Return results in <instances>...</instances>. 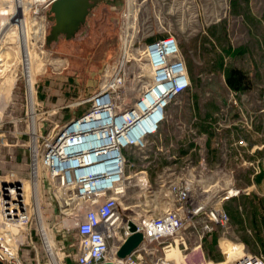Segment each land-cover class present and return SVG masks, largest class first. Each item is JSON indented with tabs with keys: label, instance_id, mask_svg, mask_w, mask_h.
Masks as SVG:
<instances>
[{
	"label": "built area",
	"instance_id": "obj_1",
	"mask_svg": "<svg viewBox=\"0 0 264 264\" xmlns=\"http://www.w3.org/2000/svg\"><path fill=\"white\" fill-rule=\"evenodd\" d=\"M53 1L0 0V90L5 77L11 76L14 81L9 96L19 93L26 99L25 118L12 122L9 132L14 138L12 143H8L3 130L6 122L0 116V161L7 158L2 154L3 143L9 150L10 147L21 149L22 156L25 150L28 154L25 177H18V170L0 173V263L210 264L204 257L203 236L214 225L226 227L229 216L222 206L239 193L223 179L232 173L228 163L234 158L241 165H252L253 174L261 171L259 158L248 162L244 155L247 135L251 134L257 115L264 112V65H257L253 71L247 68L251 87L232 89L224 77V67L230 61L224 58L221 76L226 88L225 100L205 120L207 129L202 131L194 102L180 99L193 92V78L178 40L171 34L161 36L157 22L154 27L143 18L149 16L147 3L156 15L155 7L160 0H123L120 51L111 64L103 67L101 83L90 96V107L62 125L52 121L43 128L40 123L35 135L28 127V97H34L36 90L34 76L29 88L27 66L34 65L31 54L34 56L37 6L42 2L44 7H50ZM215 1L218 8L215 10H219L215 14L223 11L225 15L229 11L228 0ZM141 30H146L145 34H140ZM130 76L131 81L140 82L137 88L132 84L126 87ZM216 76L213 70L200 69L195 78L202 87ZM210 94L208 89L203 92L206 97ZM251 96L258 109L250 108ZM82 102L84 99L73 105ZM10 104V101L6 103L0 114ZM172 108L177 112L189 110L186 120L174 117ZM172 119L173 130L168 132L164 124ZM208 141L217 150V160L222 164L211 166ZM7 155L10 160L17 159L10 151ZM178 160L184 163L177 167ZM136 164L140 169L126 173L127 168ZM36 166L38 204L34 193L30 194L20 181L31 180ZM151 170H155L160 180L157 189L150 188ZM44 171L49 177V193L43 189ZM167 172L171 178L165 180L163 176ZM140 173L148 182L145 190L152 196L150 202L156 204L159 200L164 206L161 215L143 220L145 227L125 218L121 212L129 207L123 202L131 175ZM215 177L222 183L212 181ZM49 198L57 203L65 232L74 230L77 241L68 243V248L55 238L56 223H50L48 217ZM106 221L107 227L96 228ZM129 221L136 224L142 240L130 254L119 258L117 252L131 234ZM185 222L192 227L189 234L179 230V225ZM200 222L205 223V228L199 234L195 225ZM168 225L176 227L167 228ZM227 245L222 251V264H264L262 255L250 252L240 242L230 243L231 256L227 260ZM172 246L176 253L168 255Z\"/></svg>",
	"mask_w": 264,
	"mask_h": 264
},
{
	"label": "rangeland",
	"instance_id": "obj_2",
	"mask_svg": "<svg viewBox=\"0 0 264 264\" xmlns=\"http://www.w3.org/2000/svg\"><path fill=\"white\" fill-rule=\"evenodd\" d=\"M92 6L88 9L85 19L80 23L76 31L70 37L60 33L55 38L51 37V27L55 24V18L50 7H44V3L37 6L38 14H34V106L38 125L43 123V128L52 121L60 125L64 124L74 114L78 115L86 111L90 105V96L98 88L102 79V69L106 64H111L120 51V12L124 6L123 0H90ZM215 0H160L159 6L155 7L153 15L149 2L145 6L149 16L146 23L155 27L157 22L161 29V36L173 35L177 40L180 51L185 59L188 71L193 78V92L187 97L180 98L182 101H193L195 113L200 119L199 126L205 130V120L213 116L220 104L225 100V85L222 79L223 60L228 58V50L238 49L235 66H239V55L253 71L257 65H264V0H228L229 11L226 14H215ZM227 9V10H228ZM140 19L139 16H136ZM142 18V19H143ZM45 32V33H44ZM141 30L140 34H145ZM229 60V59H228ZM201 62L198 65L196 62ZM213 70L216 78L210 84L200 87L195 78L199 70ZM248 71V69H247ZM264 72V66H262ZM260 77V74H257ZM264 80V78H262ZM139 81H131V76L126 80V87L131 84L138 87ZM247 86L251 87L252 80H248ZM205 89L211 90L210 96L203 95ZM132 98V96H131ZM84 99L79 105H73ZM130 97L127 98L129 100ZM254 97L250 100L252 110L258 109L254 105ZM24 95L12 94L8 96L6 112L0 114L6 122L3 126L8 143H12L13 121L25 118ZM264 105V102H262ZM12 107V109H10ZM16 109H15V107ZM35 107V108H36ZM264 107V106H262ZM57 109V111H56ZM74 111V112H73ZM173 116L180 120H186L189 110L177 112L172 108ZM247 135V150L244 155L246 161L259 158L261 171L253 174L252 165H241L234 158L228 163L232 171L225 175L229 187L239 190V193L223 204V209L229 216L226 227L214 225L212 231L203 236L202 249L207 263L220 264L224 260L222 251L225 245L229 246L226 257L231 256L230 243H243L250 252L258 253L264 257V112L259 113ZM172 120L164 124V128L173 130ZM207 129V127H206ZM4 144V143H3ZM1 146L2 154L7 158L0 161V173L7 170H18V177L27 175L28 154L21 155V149L16 147ZM208 153L212 158L211 166L214 167L222 162L217 160V150L207 142ZM7 151L17 159H8ZM128 153V152H124ZM177 167L184 160L177 161ZM127 168V167H126ZM175 168L174 166L171 167ZM140 169L134 165L126 169V173H135ZM155 170L149 171L148 181L151 189L159 188V178ZM158 171V170H157ZM142 174L131 175L129 189L124 205L129 209L121 210L122 215L145 227L143 220L149 217L159 216L164 211L161 203L150 202L152 196L144 188H141L139 177ZM168 172L163 176L165 180L171 178ZM191 179V178H190ZM221 180L215 177L212 181ZM222 183V181H219ZM148 185V182H147ZM149 186V185H148ZM43 189L49 193L50 182L46 171L43 172ZM50 199L51 210L49 222L56 223L55 238L62 241L68 248V243H74L77 238L74 230L65 232L61 219V213L54 200ZM154 199V197H153ZM146 221V220H145ZM167 228L176 226L168 225ZM199 234L205 228V223L195 225ZM173 228V229H174ZM191 226L187 222L179 225V230L189 234ZM65 235V236H64ZM66 239V240H65ZM222 241H226L223 243ZM173 247V246H172ZM176 253L174 247L168 252ZM228 257V259L230 258ZM73 264V263H69Z\"/></svg>",
	"mask_w": 264,
	"mask_h": 264
},
{
	"label": "bare ground",
	"instance_id": "obj_3",
	"mask_svg": "<svg viewBox=\"0 0 264 264\" xmlns=\"http://www.w3.org/2000/svg\"><path fill=\"white\" fill-rule=\"evenodd\" d=\"M35 1V0H34ZM23 5L25 4V2L23 1L22 2ZM68 7H69V10L71 13L75 14L76 16L78 15H82L85 10L87 9V6H88V0H68ZM26 6V4H25ZM60 25H64V28L66 29H69V24L67 22H65L64 20H61L60 22ZM33 58L34 56L31 54V61L33 62ZM28 60V64H29V59L27 58ZM33 65V64H32ZM31 64L28 67V85H29V88L32 87V83H33V76H34V73L37 71V65H33L32 66ZM13 78L11 76H7L5 77V79L2 81V88L0 90V111L1 109L4 108V106L6 105L7 103V100H8V96H9V91H10V86L11 84L13 83ZM28 100H29V105L30 103H32V106H29V111L32 110L33 114H34V125H33V129H31V125H32V120H31V116H30V122H29V130L30 131H34V134L37 135L38 134V124L36 122L38 116H37V113L35 111V101H34V97L33 95L32 96H29L28 97ZM20 181L22 182L24 188L30 193V194H33L34 193V201L36 202V204H38L39 200V194H40V191H39V172H38V166L34 167V177L31 179V180H28V179H20ZM139 181H140V185L142 186L141 188H144L146 189L147 188V182H146V178L141 176L139 177ZM229 193L233 192L232 190L231 191H228ZM129 209V207H124L123 210H127ZM135 221V220H134ZM109 224L106 222L104 223H100V225L96 228H104V227H107ZM173 253H171L170 255H172ZM230 259V258H229ZM228 257H227V260H229ZM211 264V263H210ZM212 264H218V263H212ZM222 264V262L220 263Z\"/></svg>",
	"mask_w": 264,
	"mask_h": 264
},
{
	"label": "water",
	"instance_id": "obj_4",
	"mask_svg": "<svg viewBox=\"0 0 264 264\" xmlns=\"http://www.w3.org/2000/svg\"><path fill=\"white\" fill-rule=\"evenodd\" d=\"M94 1V0H93ZM115 1V0H112ZM68 0H54L50 6V11L55 18V24L51 27V37L55 38L58 34L62 33L66 37H70L74 34L81 22L84 21L85 15L88 9L92 6L90 0H88V6L85 12L80 16H76L71 13L68 7ZM61 20H64L69 24V29L64 28V25H60ZM129 231L131 234L126 238L117 252L119 258H124L130 254L142 240V233L137 230L136 224L132 221L128 222ZM1 264V263H0ZM102 264H114L113 262H105Z\"/></svg>",
	"mask_w": 264,
	"mask_h": 264
},
{
	"label": "crops",
	"instance_id": "obj_5",
	"mask_svg": "<svg viewBox=\"0 0 264 264\" xmlns=\"http://www.w3.org/2000/svg\"><path fill=\"white\" fill-rule=\"evenodd\" d=\"M233 1H235V2L237 1L238 2L239 0H233ZM237 52H240V50H238V49L228 50V59H229L230 62H229L228 65H226V67H224L225 82H226V73H227V71L230 72L232 69H237L243 75V79H242V82L240 84L239 89L240 90H246V89L249 88V86H247V83H246L249 80V75H248V71H247L248 67H247L246 63L244 61H242V58H241L240 55H239V58H238L239 66L236 67L235 64L232 63V62H235L236 57L238 56ZM232 89H234V88H232ZM34 97H35V95H34ZM30 106H32V103H30ZM30 116H31V120H32L31 121L32 122L31 129H33L34 114H33L32 110H30ZM76 116H77V114H76Z\"/></svg>",
	"mask_w": 264,
	"mask_h": 264
},
{
	"label": "trees",
	"instance_id": "obj_6",
	"mask_svg": "<svg viewBox=\"0 0 264 264\" xmlns=\"http://www.w3.org/2000/svg\"><path fill=\"white\" fill-rule=\"evenodd\" d=\"M242 79L243 75L237 69H232L230 72L227 71L226 73V83L231 88L239 89Z\"/></svg>",
	"mask_w": 264,
	"mask_h": 264
}]
</instances>
